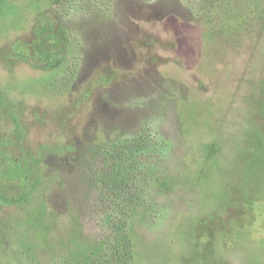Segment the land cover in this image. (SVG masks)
<instances>
[{"label":"rangeland","instance_id":"rangeland-1","mask_svg":"<svg viewBox=\"0 0 264 264\" xmlns=\"http://www.w3.org/2000/svg\"><path fill=\"white\" fill-rule=\"evenodd\" d=\"M31 167L0 264H264V0H0V177Z\"/></svg>","mask_w":264,"mask_h":264},{"label":"trees","instance_id":"trees-1","mask_svg":"<svg viewBox=\"0 0 264 264\" xmlns=\"http://www.w3.org/2000/svg\"><path fill=\"white\" fill-rule=\"evenodd\" d=\"M66 39L65 31L61 27L48 25L41 28L32 48L35 58L41 61L43 68L52 70L61 64L62 56L60 55L66 46ZM19 57L25 61V58H22L23 56ZM15 160L18 159L16 158ZM31 170L35 173V178L33 180L28 179V181L26 179L25 185H12L8 179L0 177V199L2 201H11L25 197L36 183V171L32 167Z\"/></svg>","mask_w":264,"mask_h":264}]
</instances>
